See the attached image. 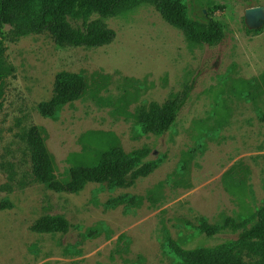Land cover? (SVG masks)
Masks as SVG:
<instances>
[{"label":"rangeland","instance_id":"rangeland-1","mask_svg":"<svg viewBox=\"0 0 264 264\" xmlns=\"http://www.w3.org/2000/svg\"><path fill=\"white\" fill-rule=\"evenodd\" d=\"M188 2L193 15L204 10L229 25L223 41H189L149 3L105 18L116 34L102 46L59 45L48 32L16 36L11 24L2 25L0 264H182L177 244L192 249L236 238L223 227L227 217L237 231L255 223L264 202V23L251 32L245 11L264 0ZM65 71L99 84L56 117L44 116L39 106ZM186 84L191 95L169 131L157 136L136 128L138 109L165 102ZM35 124L48 131L58 173L71 157L90 158L82 135L93 148L110 141L89 132L111 133L127 152L149 147L158 166L125 186L49 189L32 171L26 133ZM123 194L142 199L109 205ZM47 214L63 216L66 229L36 231ZM203 219L219 226L216 235L200 231ZM92 228L99 233L89 236Z\"/></svg>","mask_w":264,"mask_h":264},{"label":"trees","instance_id":"trees-1","mask_svg":"<svg viewBox=\"0 0 264 264\" xmlns=\"http://www.w3.org/2000/svg\"><path fill=\"white\" fill-rule=\"evenodd\" d=\"M143 3L153 4L166 21L181 29L193 43L216 45L225 39L229 31L227 23L205 14L204 10L193 15L188 0H0V28L9 23L16 36L48 32L59 45L102 46L110 43L116 34L104 19L126 13ZM94 14L99 17L92 19ZM261 29L250 31L256 33ZM242 82L253 84L252 80ZM98 84V81L96 85L89 83L80 74L61 72L56 77L53 96L40 104V112L54 118L65 105L96 90ZM192 89V84H186L165 102H151L138 109L133 114L136 128L157 136L169 131L175 125ZM92 133L109 135V143L103 148H93L87 145L86 135H82L83 151L90 158L77 162L71 157L69 161L73 162L72 165L63 173H58L55 156L47 144L46 127L32 125L26 133V142L35 178L55 191L78 192L89 182L125 186L139 177L149 175L158 166L157 160L148 159L151 151L149 147L127 152L111 133L89 132ZM141 199V196L123 194L112 198L109 205L136 206ZM9 205L8 201L2 203L3 207ZM256 217L255 223L244 226L240 231H237L239 226L235 219L227 217L223 227H231L234 232H238L236 238L192 249H183L177 244V255L182 264H264V202L258 208ZM66 225L63 216L47 214L36 221L34 228L38 232H56L65 230ZM219 229L218 225L206 219L200 225V231L209 237L216 235ZM98 233L92 228L88 235L95 236Z\"/></svg>","mask_w":264,"mask_h":264},{"label":"water","instance_id":"water-1","mask_svg":"<svg viewBox=\"0 0 264 264\" xmlns=\"http://www.w3.org/2000/svg\"><path fill=\"white\" fill-rule=\"evenodd\" d=\"M245 18L252 28H259L264 23V5L252 6L246 9Z\"/></svg>","mask_w":264,"mask_h":264}]
</instances>
